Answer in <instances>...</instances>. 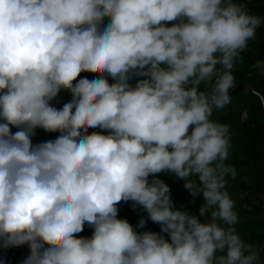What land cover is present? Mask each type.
Instances as JSON below:
<instances>
[{
  "label": "clouds",
  "instance_id": "clouds-1",
  "mask_svg": "<svg viewBox=\"0 0 264 264\" xmlns=\"http://www.w3.org/2000/svg\"><path fill=\"white\" fill-rule=\"evenodd\" d=\"M261 25L247 0H0V243L26 245L21 264H264L214 117Z\"/></svg>",
  "mask_w": 264,
  "mask_h": 264
},
{
  "label": "rangeland",
  "instance_id": "rangeland-1",
  "mask_svg": "<svg viewBox=\"0 0 264 264\" xmlns=\"http://www.w3.org/2000/svg\"><path fill=\"white\" fill-rule=\"evenodd\" d=\"M252 1V0H248ZM249 4V2H248ZM251 11L258 13V9L255 6H252ZM264 26V25H262ZM261 35V32L258 33ZM258 34L254 39L249 41L248 48L242 52V57L239 58L236 62V65L233 69L236 76V84L234 89L240 84L237 83L242 81L243 88L231 102L225 106L224 109H218L214 113V117L222 121H227L231 124V130L233 133L232 136V148L233 151L230 155V161L235 164L237 168V175L235 178L229 176L228 188L232 193L233 197L236 200V207L240 212L241 219L248 221L249 218H257L261 221L263 225H258L253 229L254 234L258 235L259 238L264 236V161L257 159L255 160L252 153H250L245 147L244 142L238 139H235L234 136L238 138H247L251 142L248 143L250 146L254 140H260L263 137L264 144V122L262 121V116H259V105L257 101L253 98L247 97L246 92L256 88L264 92V71H261L260 66L257 64L258 60H264L262 56L261 46L263 45L262 37L258 38L255 43L253 40L257 38ZM253 44L252 52L249 53V47ZM259 45V46H257ZM82 70H88V67H85ZM97 70V69H96ZM246 80V81H244ZM261 80V84H259ZM233 89V88H232ZM231 89V90H232ZM70 89H65L61 92V95L69 94ZM259 94V92H258ZM259 97L264 106V99L261 94ZM247 98V99H246ZM254 115H249V112H255ZM257 118V122H255ZM260 120H259V119ZM255 126H258L259 129H254ZM15 130V129H14ZM39 130V129H38ZM37 130V133L39 132ZM45 134L40 133L37 137V134L34 140H43L46 139ZM255 139H254V138ZM246 156L248 157V162L240 163L237 161L238 158ZM172 189V196L176 202V205L185 204L190 211H196L199 204L202 201V194L196 195L193 199V194L184 187L182 178L177 176L170 175L166 172L158 173ZM192 201V202H190ZM132 201H121L119 208H122V211L119 214L121 216H126L131 222L136 223L141 214L147 215L146 211L142 207H132ZM128 208V209H127ZM136 215V216H135ZM241 222V221H240ZM85 227H88L86 224ZM90 227V226H89ZM146 227L153 229H159V224L153 222L151 219L148 220ZM241 233L246 236V228L243 225H238ZM252 233V232H251ZM255 238V235L254 237ZM256 239V238H255ZM10 254H14L11 261L6 262V264H21L24 256L27 253L26 245L18 246H2L0 251H7ZM22 250L25 252L21 253Z\"/></svg>",
  "mask_w": 264,
  "mask_h": 264
},
{
  "label": "trees",
  "instance_id": "trees-1",
  "mask_svg": "<svg viewBox=\"0 0 264 264\" xmlns=\"http://www.w3.org/2000/svg\"><path fill=\"white\" fill-rule=\"evenodd\" d=\"M249 2V5H250V9H251V7L252 6H255V8L256 9H258V13H260V14H264V0H252V1H248L247 0V3ZM259 32H261V35H259L258 33ZM257 34H258V36H257V38L255 39V40H253L255 43L257 42V40H258V38H261L262 37V35L264 34V26H260L258 29H257ZM262 42V41H261ZM257 46H259V45H257ZM252 47H253V44L249 47V53L250 52H252ZM261 48L263 49L264 47H263V45L261 46ZM261 49V50H262ZM87 71H89V72H95V71H97L95 68H90V67H88V70ZM243 81V80H242ZM242 81H239V82H237V83H240L235 89L233 88L232 90H231V95H232V98H234L235 96H236V94H238V92H240L241 91V89L244 87L243 86V84L241 83ZM244 81H246V80H244ZM261 80H259V84H261V82H260ZM247 82V81H246ZM236 84V83H235ZM254 90L255 91H257V93H255L254 92ZM258 92H259V94H261L262 96H263V99H264V92H262V91H260L259 89H256V88H253V89H251V90H249V91H247L246 92V95H247V97L249 98V96L250 97H253L256 101H257V103H258V105H259V116L258 117H260V116H262L261 118H262V121L264 122V106H263V104H262V101H261V99H260V97H259V94H258ZM70 93V92H69ZM60 97L62 98L63 96L60 94ZM247 99V98H246ZM250 99V98H249ZM254 115V114H256V111L255 112H249V115ZM259 119V118H258ZM260 120V119H259ZM255 122H257V118H256V120H255ZM254 129H259V127L258 126H255L254 127ZM39 132L37 133V137H38V135L40 134V133H43V134H45V136H47L46 137V139L47 138H51V136H53L54 135V133H50V132H45L43 129H39L38 130ZM35 138V136L33 137V139ZM234 138L235 139H238V141L240 142V140L241 141H243L244 142V147L250 152V153H252L253 154V156L255 157L254 159L255 160H257V159H260V160H263L264 161V144H263V137L259 140H254L253 141V143L249 146L248 145V143L249 142H251L250 140H248L247 138H238V137H236V136H234ZM254 138V137H253ZM255 139V138H254ZM232 151H233V148H232ZM237 161L238 162H240V163H246V162H248V157H246V156H243V157H240V158H238L237 159ZM133 206L131 205V206H129L128 208L130 209V208H132ZM138 207H140V206H138ZM127 208V209H128ZM122 211H125V210H122V208H119V213L120 212H122ZM132 210L130 209V211L129 212H131ZM133 212V211H132ZM136 216V215H135ZM242 223H240V225H244L243 224V221H241ZM246 227V226H245ZM248 229V234L249 233H251L252 231H253V229H254V227L252 226H250L249 225V227L247 228ZM91 231H92V229H91V227H85L84 228V232L83 233H81V234H90L91 233ZM2 246V243H0V247ZM23 252H25V250H22V252L21 253H23ZM13 256H14V254L12 255V254H10L9 252H8V250L7 251H0V264H6V262H8V261H11L12 259H13Z\"/></svg>",
  "mask_w": 264,
  "mask_h": 264
},
{
  "label": "crops",
  "instance_id": "crops-1",
  "mask_svg": "<svg viewBox=\"0 0 264 264\" xmlns=\"http://www.w3.org/2000/svg\"><path fill=\"white\" fill-rule=\"evenodd\" d=\"M254 39V38H253ZM256 39V38H255ZM262 43H263V47H264V34L262 35ZM262 51V56H264V48L261 50ZM240 221H243V224H244V226H246L245 228H246V238H248V239H250V240H252V241H254V242H262V243H264V236H263V238H259V236L258 235H256V234H254V232L252 231V233H249L248 234V227H249V225L252 227H256V226H258V225H263L262 223H261V221L259 220V219H257V218H253V219H251V218H249V220L248 221H246V220H244L243 218L240 220ZM240 223H242V222H240ZM239 223V224H240ZM243 226V225H242ZM254 235H255V238H253L254 237Z\"/></svg>",
  "mask_w": 264,
  "mask_h": 264
},
{
  "label": "water",
  "instance_id": "water-1",
  "mask_svg": "<svg viewBox=\"0 0 264 264\" xmlns=\"http://www.w3.org/2000/svg\"><path fill=\"white\" fill-rule=\"evenodd\" d=\"M255 93H257V91L254 90Z\"/></svg>",
  "mask_w": 264,
  "mask_h": 264
}]
</instances>
